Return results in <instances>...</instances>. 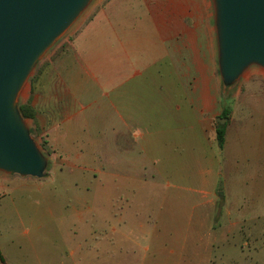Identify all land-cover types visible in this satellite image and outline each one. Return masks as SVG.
<instances>
[{"label":"crops","instance_id":"1","mask_svg":"<svg viewBox=\"0 0 264 264\" xmlns=\"http://www.w3.org/2000/svg\"><path fill=\"white\" fill-rule=\"evenodd\" d=\"M165 1L171 6L165 7ZM181 2L185 7L180 6ZM211 35L214 29L209 0H108L100 5L64 44L31 103L36 111L35 122L46 129L48 143L62 158V167H74L80 160L91 157L97 162V169L92 172L107 173L110 166L114 173H122V169L130 173L124 178L128 184H141L140 173L154 174L152 178H163L166 184H186L187 196L179 199L167 196L162 205L191 206L192 213L196 202L213 207L222 199L225 205L231 184H245L249 198L254 199L250 203L253 207L259 187H264L258 181L259 174H264V113L256 127L255 147L243 149L240 132L228 127L231 119L227 117L224 147L218 149L213 122L221 116L216 111V86L210 84ZM193 77L200 78L198 84H190ZM117 153L124 154L123 163L115 158ZM103 156L110 161L103 160ZM86 163L83 162L85 167ZM236 174H246L243 182L242 178L235 179ZM4 184H28V181L8 182L0 178V190L5 189ZM231 202L229 208L221 209L231 221L229 230L240 226V220L245 218H233L238 211L237 198ZM74 210V220L79 226L70 230L72 242L46 245L30 241L46 220L53 219L51 209L39 217L29 215L28 220L20 219L21 214L15 212L20 223L25 221L31 229L22 232L12 229L4 237L0 232L3 245H7L3 254L0 244V264L102 262L99 248L84 245L83 239L77 240L84 236L81 228L87 223L82 210ZM173 213L165 214V218L159 214L152 228L157 246L149 262L142 256L148 248L143 247L140 239L145 227L140 221L130 225L123 218L119 228L112 225L100 229L99 223L93 224L91 215L87 236L95 241L119 238L125 243L126 256L116 264H158L156 255L164 243L160 238L167 231L171 237L178 234V228L173 226L178 216ZM190 218L184 231L187 235L194 230L193 217ZM208 218L199 216L197 226L207 225L209 231H216L206 224ZM26 239L28 244H22ZM102 255L105 264H112L110 252Z\"/></svg>","mask_w":264,"mask_h":264},{"label":"rangeland","instance_id":"2","mask_svg":"<svg viewBox=\"0 0 264 264\" xmlns=\"http://www.w3.org/2000/svg\"><path fill=\"white\" fill-rule=\"evenodd\" d=\"M106 1L108 0H94L65 35L44 55L36 65L19 98L18 107L26 106L27 111L32 114L30 118H23L29 127L31 137L48 159V167L44 177L40 179L0 173V178L6 179L8 182L13 180L28 181V184H4L5 189L0 190L1 237H4L7 231L12 229L21 232L25 229H31L28 224H24L25 221L21 222L24 226L20 223L15 212L21 214L20 219L25 218L28 220L29 215L33 214L39 217L47 209H51L52 215H54L53 219L45 221L44 227L38 230L35 238L30 243L46 245L67 242L70 244L72 242H70L69 237L70 230L75 225L79 226V223L74 220V209L77 208L82 210L83 218L87 223H84L81 228L84 236L82 238L78 237L77 240L83 239V241L85 240L84 245L100 249V261L102 262L99 264H105L102 253L110 252L114 258L112 264H116L119 262V258L126 256L127 249L124 247L126 244L121 243L119 238H104L99 242L92 237H88V230H90L89 226L92 224L91 219L93 217V224L99 223L100 229H109L112 225L119 228L123 218H126L127 223L130 225L134 221L144 223L145 227L142 230V238L140 239L143 247L148 248V251L142 252V256H146L147 262H149L150 258L155 255L153 254V248L157 246L155 242L156 235L152 233V228L157 223L159 214H162L165 218V214L170 215L171 212H174L173 215L175 216L177 213L178 218L175 217L173 226L178 228V234L171 237L170 232L167 231L162 238L158 237L161 241H164L162 251L156 255L158 264H264L263 186L259 187V195L253 207H250V203L254 199L249 198L245 184H231L224 200L225 205H223L222 199L217 200L216 205L213 207L196 202L194 213L190 210L191 206L188 208V206L162 205L167 196L177 199L187 196L186 184H166L165 179L157 176L152 178L154 174L150 173L138 174L142 178L141 184H128V181L125 182L124 178L130 173L123 172L122 169V173H114L112 172L113 167L109 165L110 172H92L91 170L97 169V162L94 163L91 157L80 160L74 167H62L64 165L62 164V158L55 151L56 148L48 143L46 129L44 126L36 124V111L32 108L31 103L34 95L37 94V90L43 85L42 79L46 77V74L52 69V63L58 59L64 50V44L76 35L81 27L92 18L97 8ZM165 2V7L171 6L168 1ZM180 6L185 7L182 2ZM210 10L211 26L213 27L211 1ZM214 36L211 35L212 69L210 84L216 86V111L221 116L225 110L227 117L231 119L228 127L233 128V132H240L239 136L244 142L243 149L250 150L252 146L255 147L256 127L264 113V69L256 66L250 67L235 87L227 90L223 89L217 67L215 38L214 41L212 40ZM198 81H200L199 77H193L190 84L194 83L196 85L199 83ZM213 123L216 126L215 121ZM54 153L56 155L51 157V154ZM102 153L106 154L105 151H102ZM123 157H125L124 154L117 153L115 158L123 163L125 160ZM102 159L110 161V158L106 156H103ZM84 161L87 162L88 166H84ZM119 166L121 167L123 164ZM245 176L246 174H236L235 179L241 181L242 178L243 182ZM143 178H146V180L143 181ZM258 181L260 184L264 183L263 173L259 174ZM178 186H180L179 189ZM217 187L218 193L221 195L222 190H219V186ZM221 187H223V184H221ZM232 198H237L238 208V211L233 214V218L239 216L245 218L244 220L239 219L240 226L229 230L231 221H228L224 213H221V209L222 206L229 208ZM77 199L81 201H76ZM14 201L15 205L13 206ZM85 203H88V207L92 209V212L86 209L87 205L85 207ZM247 213H252V215L247 216ZM203 215L209 217L206 224H210L216 231H209L207 225L204 227L197 226V218ZM189 216L193 217L191 223L194 230L191 231L193 233L189 232L191 234L187 235L184 231L186 225L190 224ZM255 217L258 218V221L248 220ZM54 230L57 233L52 234V232H56ZM1 237V251L5 253L7 245L6 243L3 245ZM22 244H28V239ZM120 246L124 248L120 249ZM92 252H94V249ZM131 255L133 258V254ZM136 255L138 256V253Z\"/></svg>","mask_w":264,"mask_h":264},{"label":"water","instance_id":"3","mask_svg":"<svg viewBox=\"0 0 264 264\" xmlns=\"http://www.w3.org/2000/svg\"><path fill=\"white\" fill-rule=\"evenodd\" d=\"M94 0H0V173L40 179L48 159L18 101L36 65ZM217 67L232 89L250 67L264 69V0H210ZM227 118L215 119L216 127Z\"/></svg>","mask_w":264,"mask_h":264},{"label":"trees","instance_id":"4","mask_svg":"<svg viewBox=\"0 0 264 264\" xmlns=\"http://www.w3.org/2000/svg\"><path fill=\"white\" fill-rule=\"evenodd\" d=\"M19 110L24 118H30L32 116V114L29 111H27L26 106L20 107ZM221 117H227L225 110L221 114ZM225 132H226L225 126H220V127L215 126V135H216V141H217V146L219 150H222L224 147Z\"/></svg>","mask_w":264,"mask_h":264}]
</instances>
